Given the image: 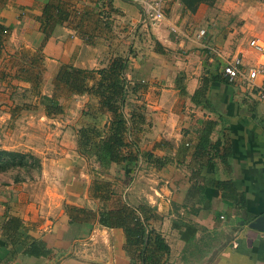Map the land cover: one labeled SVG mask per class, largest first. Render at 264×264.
<instances>
[{
    "label": "crops",
    "instance_id": "obj_1",
    "mask_svg": "<svg viewBox=\"0 0 264 264\" xmlns=\"http://www.w3.org/2000/svg\"><path fill=\"white\" fill-rule=\"evenodd\" d=\"M48 1L0 0V148L28 147L40 163L36 174L0 181V264H129L122 227L94 221L80 230L69 222L65 205H101L95 180L109 181V205L153 207L149 224L169 246L164 264H264V230L250 225L264 216V99L225 80L204 45L255 63L247 40L264 39L257 31L264 11L249 0L194 11L171 0L166 19L146 28L131 0H55L65 15L45 31ZM115 55L125 58V79L143 85L124 99L127 120L134 109L144 117L137 129L130 125L135 144L125 151L150 152L162 160L157 167L141 155L119 166L107 154L81 152L78 128L104 133L110 113L92 116L98 98L87 91L55 89L60 65L98 69ZM51 98L62 112L48 116L43 102ZM207 119L215 120L213 145L196 152Z\"/></svg>",
    "mask_w": 264,
    "mask_h": 264
},
{
    "label": "trees",
    "instance_id": "obj_2",
    "mask_svg": "<svg viewBox=\"0 0 264 264\" xmlns=\"http://www.w3.org/2000/svg\"><path fill=\"white\" fill-rule=\"evenodd\" d=\"M217 0H180L184 9L194 11L200 3L213 6ZM61 6L55 0H49L43 7L42 29L47 31V26L59 21L64 17ZM125 58L122 55L113 56L109 62L98 69H84L73 64H62L54 76L55 89H67L72 93L89 92L98 98L99 111H88L92 116L108 111L110 119L104 133L93 126H82L78 128V148L81 152L95 151L96 154L104 153L108 155L110 161H115L119 166L132 163L136 164L139 155L151 162L154 166H159L162 160L153 156L150 152L141 153L139 150H129L135 144L132 127L137 129L135 122L144 120L140 110H131L130 121L127 120L124 112V99L128 93H135L143 88L139 82H129L124 77ZM222 74V73H221ZM96 78L91 84L89 79ZM216 77V76H214ZM223 77V75H222ZM224 78V77H223ZM226 80V78H224ZM206 80L193 94V98L201 94L206 89ZM45 113L48 116L62 112V107L55 98L44 99ZM215 120L204 121L200 140L195 143L194 151L204 152L210 144L209 133L211 132ZM132 127H131V126ZM99 137V138H98ZM189 142L185 144L188 148ZM215 143L214 145H216ZM228 154V152H226ZM101 157V155H100ZM222 162L226 163V158L220 156ZM30 160V162H28ZM100 161L101 158L98 157ZM101 162V161H100ZM18 167L23 169L25 174L31 176L32 170H39L40 163L37 156L31 153L0 148V170L7 171L9 168ZM20 171V170H19ZM128 176V175H127ZM24 178L20 174L13 176L14 181ZM110 183L107 180H95L92 186V195L98 193L101 205L98 209L86 208L75 204L65 205V211L69 217L70 224L79 225L80 230L90 228L94 221L104 226H119L123 228L125 234L124 248L130 257L129 264H164V257L168 253L169 246L154 228L149 224L150 219L156 217L153 207L146 202H140L137 206H132L127 202H115L108 204L111 194ZM243 203V199L241 198ZM9 226L18 225L16 218H9ZM30 251L38 253L39 246L31 244Z\"/></svg>",
    "mask_w": 264,
    "mask_h": 264
},
{
    "label": "built area",
    "instance_id": "obj_3",
    "mask_svg": "<svg viewBox=\"0 0 264 264\" xmlns=\"http://www.w3.org/2000/svg\"><path fill=\"white\" fill-rule=\"evenodd\" d=\"M139 8V25L143 27H152L161 24L167 17V8L171 0H131ZM206 29L200 28L197 36H205ZM208 49V59H218L220 61L221 73L228 82L240 83L250 89H255L259 99H264V39L258 36L249 37L247 45L258 56L253 64L244 60L241 51L234 53H223L222 50L214 44L205 43ZM261 78V83L258 78Z\"/></svg>",
    "mask_w": 264,
    "mask_h": 264
},
{
    "label": "rangeland",
    "instance_id": "obj_4",
    "mask_svg": "<svg viewBox=\"0 0 264 264\" xmlns=\"http://www.w3.org/2000/svg\"><path fill=\"white\" fill-rule=\"evenodd\" d=\"M247 3H248V5L253 6L254 9H259V10L264 11V0H249V1H247ZM258 26H259V28H257L258 33L260 35H262V37H264V18H263V20H261V23ZM263 57H264V55L260 56V58H263ZM57 135L58 134H55V136H57ZM23 148H26V149H23ZM19 151L34 154V151L32 152V150L28 147H22L21 149H19ZM52 152H53V150H52ZM36 154H39V153L36 152ZM28 162H30V160H28ZM17 173L20 174V176H27V174H25V171L23 169H19L18 167H14V168H9L7 171H4V174L0 173V181L6 180V179L11 178V177L13 178V176L16 175ZM32 174H36L35 169L32 170Z\"/></svg>",
    "mask_w": 264,
    "mask_h": 264
},
{
    "label": "water",
    "instance_id": "obj_5",
    "mask_svg": "<svg viewBox=\"0 0 264 264\" xmlns=\"http://www.w3.org/2000/svg\"><path fill=\"white\" fill-rule=\"evenodd\" d=\"M251 226L264 230V216L257 218L250 223Z\"/></svg>",
    "mask_w": 264,
    "mask_h": 264
}]
</instances>
